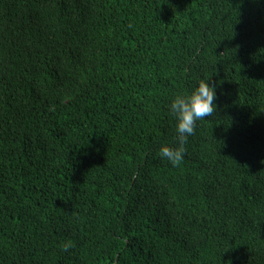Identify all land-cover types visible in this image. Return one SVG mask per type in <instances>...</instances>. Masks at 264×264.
Wrapping results in <instances>:
<instances>
[{"label": "trees", "instance_id": "obj_1", "mask_svg": "<svg viewBox=\"0 0 264 264\" xmlns=\"http://www.w3.org/2000/svg\"><path fill=\"white\" fill-rule=\"evenodd\" d=\"M227 260L264 264V0H0V264Z\"/></svg>", "mask_w": 264, "mask_h": 264}, {"label": "clouds", "instance_id": "obj_2", "mask_svg": "<svg viewBox=\"0 0 264 264\" xmlns=\"http://www.w3.org/2000/svg\"><path fill=\"white\" fill-rule=\"evenodd\" d=\"M216 89L207 81L201 80L190 93L176 94L168 105L169 112L175 121L176 147L162 146L159 156L178 167L183 163L188 143L197 127V122L211 117L216 112ZM65 244L64 250L68 249ZM230 262V260H227Z\"/></svg>", "mask_w": 264, "mask_h": 264}]
</instances>
